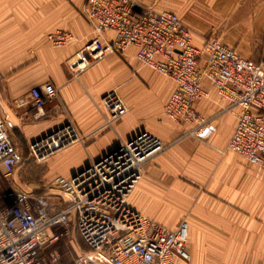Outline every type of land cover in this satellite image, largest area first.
<instances>
[{
  "label": "crops",
  "instance_id": "1",
  "mask_svg": "<svg viewBox=\"0 0 264 264\" xmlns=\"http://www.w3.org/2000/svg\"><path fill=\"white\" fill-rule=\"evenodd\" d=\"M85 1L0 0V120L22 155L11 175L0 166V207L2 195L16 189L48 196L51 212L61 209L67 198L47 190L48 182L74 176L121 141L146 131L165 148L143 165L126 203L168 229L187 222L190 259L176 263L264 264V169L227 150L237 110H225L228 99L203 79L207 96L195 100L193 109L210 120L211 132L204 139L188 135L191 123H175L163 113L174 80L142 64L131 46L72 71L76 53L95 36L81 13ZM133 1L175 12L192 31L194 46L215 37L264 69V0ZM57 31L69 32L71 40L52 45L48 35ZM104 36L114 34L107 30ZM46 82L57 96L36 118L24 100L32 87ZM110 90L128 107L113 128L103 126L100 108ZM66 126L77 139L42 159L33 157V143ZM69 223L75 225L73 216ZM52 230L59 232L57 226Z\"/></svg>",
  "mask_w": 264,
  "mask_h": 264
},
{
  "label": "built area",
  "instance_id": "2",
  "mask_svg": "<svg viewBox=\"0 0 264 264\" xmlns=\"http://www.w3.org/2000/svg\"><path fill=\"white\" fill-rule=\"evenodd\" d=\"M81 13L95 36L76 53L70 64L72 71L109 53L134 47L142 64L176 84L164 105V115L175 123H191L187 134L199 139L209 136L211 124L196 114L193 102L207 96L201 82L209 80L217 94L228 99L225 110H237L227 150L264 169V69L260 64L238 56L215 37L205 39L201 47L194 46L192 31L175 12L142 7L133 0H86ZM107 30L113 32L112 39L104 36ZM48 39L52 45H62L71 40V34L57 31ZM56 96L57 90L46 82L32 87L24 103H29L39 118L45 102ZM100 108L105 112L103 126L107 128H113L128 110L116 90L101 97ZM75 139L73 129L66 126L33 143L31 152L34 158L42 159L47 151ZM164 148L161 140L141 131L74 176L54 178L46 189L58 198H67L55 212L50 210L48 196L11 189L0 207V264H57V252L45 256L41 252L63 236L52 228L69 224L72 216L87 251L79 252L68 264H177V258L189 261L185 220L168 229L126 203L143 165ZM21 162L22 155L0 120V166L4 174L11 175Z\"/></svg>",
  "mask_w": 264,
  "mask_h": 264
},
{
  "label": "rangeland",
  "instance_id": "3",
  "mask_svg": "<svg viewBox=\"0 0 264 264\" xmlns=\"http://www.w3.org/2000/svg\"><path fill=\"white\" fill-rule=\"evenodd\" d=\"M50 182L47 183L46 187ZM7 194L8 192H5L2 198ZM58 231L63 232L62 238L56 243L43 248L41 253L45 256L50 252H57L59 255L57 264H68L79 252L83 251L86 246L77 232L75 225L69 223L64 226H59Z\"/></svg>",
  "mask_w": 264,
  "mask_h": 264
},
{
  "label": "trees",
  "instance_id": "4",
  "mask_svg": "<svg viewBox=\"0 0 264 264\" xmlns=\"http://www.w3.org/2000/svg\"><path fill=\"white\" fill-rule=\"evenodd\" d=\"M85 244V243H84ZM86 246V245H85ZM83 251H87V246L85 247V249Z\"/></svg>",
  "mask_w": 264,
  "mask_h": 264
}]
</instances>
